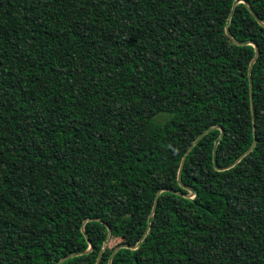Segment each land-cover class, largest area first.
Segmentation results:
<instances>
[{
  "label": "trees",
  "instance_id": "obj_1",
  "mask_svg": "<svg viewBox=\"0 0 264 264\" xmlns=\"http://www.w3.org/2000/svg\"><path fill=\"white\" fill-rule=\"evenodd\" d=\"M235 1L0 0V264H264V0Z\"/></svg>",
  "mask_w": 264,
  "mask_h": 264
},
{
  "label": "water",
  "instance_id": "obj_2",
  "mask_svg": "<svg viewBox=\"0 0 264 264\" xmlns=\"http://www.w3.org/2000/svg\"><path fill=\"white\" fill-rule=\"evenodd\" d=\"M239 2H243V1H242V0H236V1H235V5L238 4ZM252 64H253V63H252ZM217 128H221V129H222V133H221V136H222L223 133H224L223 128H222L221 126H217ZM221 136H220V138H221ZM220 138H218V139L216 140L214 154H216V152H217V146H218V144H219V142H220ZM216 168H217L218 170H222V168H220L217 164H216ZM155 206H156V203H155ZM155 206H154V209H155ZM153 219H154V210H153L152 214H151L150 217H149V223H150V224H151V222L153 221ZM107 243H108V241H106L105 245H107Z\"/></svg>",
  "mask_w": 264,
  "mask_h": 264
},
{
  "label": "rangeland",
  "instance_id": "obj_3",
  "mask_svg": "<svg viewBox=\"0 0 264 264\" xmlns=\"http://www.w3.org/2000/svg\"><path fill=\"white\" fill-rule=\"evenodd\" d=\"M119 239H112L111 242L109 243L111 246H115L117 243H119Z\"/></svg>",
  "mask_w": 264,
  "mask_h": 264
}]
</instances>
